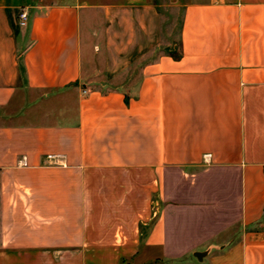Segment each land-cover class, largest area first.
<instances>
[{
    "label": "crops",
    "instance_id": "1",
    "mask_svg": "<svg viewBox=\"0 0 264 264\" xmlns=\"http://www.w3.org/2000/svg\"><path fill=\"white\" fill-rule=\"evenodd\" d=\"M176 39L156 0H0V264H264V0Z\"/></svg>",
    "mask_w": 264,
    "mask_h": 264
},
{
    "label": "rangeland",
    "instance_id": "2",
    "mask_svg": "<svg viewBox=\"0 0 264 264\" xmlns=\"http://www.w3.org/2000/svg\"><path fill=\"white\" fill-rule=\"evenodd\" d=\"M164 20V41L177 42V31L182 16V4L186 0H156Z\"/></svg>",
    "mask_w": 264,
    "mask_h": 264
},
{
    "label": "built area",
    "instance_id": "3",
    "mask_svg": "<svg viewBox=\"0 0 264 264\" xmlns=\"http://www.w3.org/2000/svg\"><path fill=\"white\" fill-rule=\"evenodd\" d=\"M28 21V10L26 8H21L18 13V22L20 26H25ZM85 92V91H84ZM48 158L53 157L52 155H48ZM205 157H208V154L205 155Z\"/></svg>",
    "mask_w": 264,
    "mask_h": 264
},
{
    "label": "water",
    "instance_id": "4",
    "mask_svg": "<svg viewBox=\"0 0 264 264\" xmlns=\"http://www.w3.org/2000/svg\"><path fill=\"white\" fill-rule=\"evenodd\" d=\"M194 256H196L198 259H200V257L202 256V253L196 252V253L194 254Z\"/></svg>",
    "mask_w": 264,
    "mask_h": 264
}]
</instances>
